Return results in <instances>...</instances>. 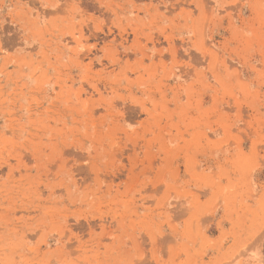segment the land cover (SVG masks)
Returning <instances> with one entry per match:
<instances>
[{
  "label": "rangeland",
  "instance_id": "rangeland-1",
  "mask_svg": "<svg viewBox=\"0 0 264 264\" xmlns=\"http://www.w3.org/2000/svg\"><path fill=\"white\" fill-rule=\"evenodd\" d=\"M0 264H264V0H0Z\"/></svg>",
  "mask_w": 264,
  "mask_h": 264
}]
</instances>
